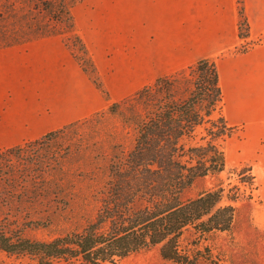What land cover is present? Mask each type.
<instances>
[{"label":"rangeland","instance_id":"374dc122","mask_svg":"<svg viewBox=\"0 0 264 264\" xmlns=\"http://www.w3.org/2000/svg\"><path fill=\"white\" fill-rule=\"evenodd\" d=\"M206 1L208 5L209 0ZM212 1L210 16L208 10L201 8L195 7L191 12L180 10V0H67L73 28L65 21L62 26L65 27L59 30L61 34L31 40L36 44L21 45L28 49H21L19 55L0 58V66L12 71L0 74L1 118L28 98L40 112L38 126L50 121L51 112L82 114L79 121L63 125L64 129L50 144L32 149L47 151L52 156V160H46L47 166L41 167L50 171L45 175V183L35 175L36 167L35 171L17 170L20 178L24 177L23 182L26 173H35L37 184L23 183V188L38 186L44 195L32 198L35 195L29 190L27 194L24 192L22 201L18 193L12 194L15 200L8 204L1 199V204L7 207L0 219L18 226L24 225L27 218L44 222L41 226L25 227V236L35 240H50L80 229L97 210L98 203L92 194L104 177L112 145L127 150L133 140L132 129L109 112V105L152 85L159 75L173 76L181 71L187 74L194 59L208 56L218 68L222 114L233 130L225 143V171L196 178L183 191V197H195L218 185L229 188L239 184L245 188L249 198L235 204L231 228L212 233L209 246L219 264H264V121L259 115L264 108L259 101L253 107L248 106L253 112L249 121L246 112H230L222 81L223 66L228 59L264 47V30L250 31L242 0ZM223 7L232 9L229 34L222 26L226 21ZM12 125L0 120V149L21 139ZM43 130L39 127L22 133L37 134ZM27 152L31 148L20 157L25 158ZM241 178L246 180L245 185L239 182ZM31 262L28 255L0 252V264ZM51 264H79V261L60 259ZM102 264L175 263L164 260L158 247H152ZM198 264L209 263L201 260Z\"/></svg>","mask_w":264,"mask_h":264},{"label":"trees","instance_id":"16d2710c","mask_svg":"<svg viewBox=\"0 0 264 264\" xmlns=\"http://www.w3.org/2000/svg\"><path fill=\"white\" fill-rule=\"evenodd\" d=\"M69 9L67 0H0V48L61 34L65 21L73 28ZM222 107L217 66L208 56L194 59L187 74L159 75L152 85L110 104L109 112L132 129L133 140L127 150L112 145L104 177L92 194L98 203L93 218L50 240L25 236V227L44 222L27 218L18 226L0 219V252L28 255V264L60 259L102 264L158 247L160 256L175 264H219L209 237L231 228L235 204L249 195L239 184L207 188L190 198L183 191L198 177L225 171V143L233 127ZM64 127L0 149V200L8 204L18 193L22 201L29 190L32 198L44 195L38 186L23 188V183L37 184L35 175L45 183L50 172L41 167L52 156L32 149L50 144ZM28 148L31 152L20 157ZM34 167L36 174L26 173L23 182L17 170ZM5 207L0 201V215Z\"/></svg>","mask_w":264,"mask_h":264},{"label":"crops","instance_id":"0c3cea01","mask_svg":"<svg viewBox=\"0 0 264 264\" xmlns=\"http://www.w3.org/2000/svg\"><path fill=\"white\" fill-rule=\"evenodd\" d=\"M199 1L200 2H196V0H180L179 9L184 10V12H191L195 7L197 9L201 8L206 11L208 10L210 16H212L211 11L214 8L213 1L209 0L208 5L206 0ZM225 1L232 2V0ZM242 1L244 2L246 20L248 22L250 31L257 32L264 30V0ZM219 9L221 10V8ZM231 10L232 9H230V7L224 8L223 10L226 13L225 17H223V20L226 21L223 22L222 26H224L223 29L226 34H229V30L232 27L231 19L233 15L231 14ZM221 13L223 14V12ZM206 32H209L210 34L214 35L212 31ZM209 40L210 38L207 39L208 43L210 42ZM28 44L34 45L36 44V42L31 41L19 45L0 48V58L2 59L11 56H17L19 55V51L21 49H28V47H25L28 46ZM21 45L25 46L20 47ZM222 46L225 47V44H223ZM258 50L249 52L243 56L228 59L227 64L223 66L222 71L223 86L227 92V97H229V103L231 106L230 112L235 111L236 114L246 112L245 118L248 121L253 119V112L248 106L253 107V104L259 101L262 106L261 108H264V47ZM3 72L9 73L12 71L7 66H0V74ZM218 75L220 79L219 71ZM260 82L261 84L259 86L258 83ZM34 104L35 102L31 99H25L19 102L18 107L7 111V113L4 115V118L0 117V120L12 123L13 129H17L19 131V134L16 133L17 136L21 138L17 142H11L6 144L5 148L19 145L25 141L37 139L49 131L58 129L63 125L79 120L82 117V114L77 113L72 116H69L68 111H61L60 114H53V112H51L50 121L41 126H38L37 123L40 112L37 110V107ZM259 115L261 121H264V111H262V113H260ZM232 116L234 117V115ZM39 127L41 129H44L40 133H22L23 130H37Z\"/></svg>","mask_w":264,"mask_h":264}]
</instances>
